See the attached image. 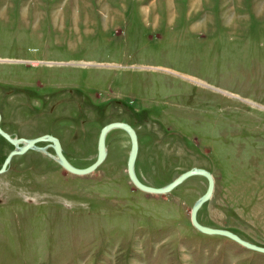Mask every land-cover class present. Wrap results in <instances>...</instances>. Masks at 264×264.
<instances>
[{
    "label": "rangeland",
    "instance_id": "1",
    "mask_svg": "<svg viewBox=\"0 0 264 264\" xmlns=\"http://www.w3.org/2000/svg\"><path fill=\"white\" fill-rule=\"evenodd\" d=\"M0 70L71 89L63 130L45 127L75 168L91 163L102 124L123 121L140 182L209 171L196 221L264 247V0H0ZM14 94L19 133L41 130L28 128L39 114L26 92ZM104 144L84 175L37 152L12 159L0 175V264H264L189 225L201 176L145 194L124 172L126 134L110 129Z\"/></svg>",
    "mask_w": 264,
    "mask_h": 264
},
{
    "label": "flooded vegetation",
    "instance_id": "2",
    "mask_svg": "<svg viewBox=\"0 0 264 264\" xmlns=\"http://www.w3.org/2000/svg\"><path fill=\"white\" fill-rule=\"evenodd\" d=\"M22 90L26 92L25 95L28 96L26 99L29 100V102L23 103L25 107L39 115H42L43 112L45 114L44 116L37 115L38 118L34 119L36 121H32V124L28 126V128L31 129L36 127H41L42 129L37 131L32 130V133L26 135L19 133V128L22 127V125L20 126L18 119L19 111L17 110V102L12 100V98L16 100L18 99V96L16 97L14 92L17 93V91ZM67 91H71V89H67L65 86L61 85L60 82L49 80L46 77H43V75H27L19 78L18 75H15L12 72H1L0 70V132L3 133H0V167L3 159L9 155L4 169L0 171V175L3 173L6 174L11 168L10 165L13 162L12 159L17 156L19 157L21 154L32 151V153L37 152L38 154L49 157L50 154L54 153L49 140L37 139L33 141V139H36L41 135L55 137L61 152L60 154L64 156L63 145L62 142L59 141V137L54 133H51L48 127L45 126L46 124L50 126L53 121L57 123L55 128L58 126L57 130L59 133L63 130L64 122H66L63 110L66 108L64 99L67 95ZM47 110H49L48 114L46 112ZM53 110L55 111L52 112ZM51 112L52 114H49ZM60 124H62V126H60ZM21 139H30L33 141L32 144L34 146L42 147L46 153L26 148L22 153L18 154L16 151H18L19 147L23 144L20 142Z\"/></svg>",
    "mask_w": 264,
    "mask_h": 264
},
{
    "label": "water",
    "instance_id": "3",
    "mask_svg": "<svg viewBox=\"0 0 264 264\" xmlns=\"http://www.w3.org/2000/svg\"><path fill=\"white\" fill-rule=\"evenodd\" d=\"M110 129H119L123 133H125L127 136V141H128V147L129 149L127 150L126 156H125V164H124V172L125 175H127V180L133 186L134 188L139 189L140 191L145 192V194L150 193V194H163L168 191H171L172 189H175V186L181 183L185 178H188V176H193V175H199L201 178L205 180V189H203V192L200 193L193 201V203L190 204L188 214V223L191 225L193 228H195L197 231L202 233L203 235H219L223 236L232 242L234 241L237 243V245L245 248V250H252L255 252H259L260 254H264V247L256 245L250 241H245L244 239L240 238L238 235L235 233L231 232V230L225 229V228H217V227H210L206 225H202L199 222L196 221V210L197 208L203 204L205 201L208 200L210 197L211 191L213 189L212 185V177L211 173L205 169H200V167H189L187 170H183L179 172L178 175L174 176V178L170 179L163 185L158 186H150V185H145L144 183L140 182L137 179L136 174L133 172V164H134V158L136 154V150L138 149V146L136 144V133H134L133 129L129 127V125L123 121H110L108 123L102 124V126L99 127L97 131V137L95 138V155L94 158L92 159L91 163L89 165L83 166V167H74L71 163H69L62 154H60L59 146L57 143V140L55 137L49 136V135H41L34 140L37 139H45L49 140L51 142L50 146L52 150H54V153L50 154L49 157L60 166V169L65 170L68 173L76 175H84V174H89L91 171H93L98 165L101 164L103 161L104 155L106 148L104 146V137L105 133L109 131ZM1 133V132H0ZM3 134V133H1ZM5 136V135H3ZM30 139H21L20 142H22V146L19 147L18 151H16L18 154L22 153L24 149L26 148H31L32 150H39L43 151L42 147H36L34 146ZM46 153V152H45ZM8 156L3 159V162L0 167V171L4 169L5 164L8 160Z\"/></svg>",
    "mask_w": 264,
    "mask_h": 264
}]
</instances>
